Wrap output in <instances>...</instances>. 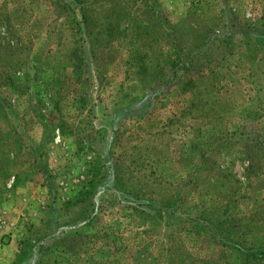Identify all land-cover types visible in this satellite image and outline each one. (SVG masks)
Here are the masks:
<instances>
[{
  "label": "rangeland",
  "instance_id": "1",
  "mask_svg": "<svg viewBox=\"0 0 264 264\" xmlns=\"http://www.w3.org/2000/svg\"><path fill=\"white\" fill-rule=\"evenodd\" d=\"M0 264H264V0H0Z\"/></svg>",
  "mask_w": 264,
  "mask_h": 264
}]
</instances>
